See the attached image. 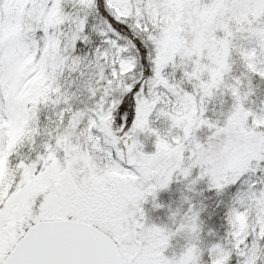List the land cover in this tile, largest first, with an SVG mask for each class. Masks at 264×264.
<instances>
[{
	"label": "snow or ice",
	"instance_id": "1",
	"mask_svg": "<svg viewBox=\"0 0 264 264\" xmlns=\"http://www.w3.org/2000/svg\"><path fill=\"white\" fill-rule=\"evenodd\" d=\"M262 86L264 0H0V264H264Z\"/></svg>",
	"mask_w": 264,
	"mask_h": 264
},
{
	"label": "rangeland",
	"instance_id": "2",
	"mask_svg": "<svg viewBox=\"0 0 264 264\" xmlns=\"http://www.w3.org/2000/svg\"><path fill=\"white\" fill-rule=\"evenodd\" d=\"M153 146L149 141L145 142V151H152ZM176 183H173L170 188L166 191H162L157 195V202L162 204L164 207L159 209H154L152 207L151 197H149L148 201L145 202L142 207L146 211V215L156 223H167L168 222V215H169V208L176 210L183 208L181 203V186L180 190L178 187H174ZM203 187V186H201ZM229 191H232L230 189ZM206 197L207 199H204ZM221 199L220 197H216L212 192L205 190L201 196L200 202L206 205L205 210L201 213V219L204 222V232L202 235L204 236L205 240L215 241L218 238H221L225 234L226 224L224 222L223 213L224 209L223 206H216V201ZM226 200L227 197H224ZM211 229L215 235L210 236L208 235V230ZM182 240H173L171 242L172 247L166 250L165 254H171L172 250H178L180 244H182ZM205 261L208 260L207 254L205 253L203 256ZM236 258L233 257L231 263L235 264Z\"/></svg>",
	"mask_w": 264,
	"mask_h": 264
},
{
	"label": "trees",
	"instance_id": "3",
	"mask_svg": "<svg viewBox=\"0 0 264 264\" xmlns=\"http://www.w3.org/2000/svg\"><path fill=\"white\" fill-rule=\"evenodd\" d=\"M262 87H264V86H262ZM174 187H175V189H176V187H178V190H180V185H178L177 183L174 185ZM232 191H234V189H232ZM230 264H232V263L230 262Z\"/></svg>",
	"mask_w": 264,
	"mask_h": 264
}]
</instances>
